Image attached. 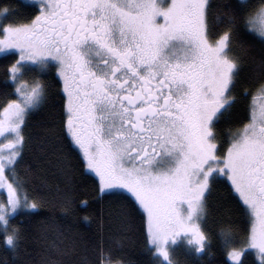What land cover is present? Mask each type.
Returning <instances> with one entry per match:
<instances>
[{"label": "snow or ice", "instance_id": "6c2138e0", "mask_svg": "<svg viewBox=\"0 0 264 264\" xmlns=\"http://www.w3.org/2000/svg\"><path fill=\"white\" fill-rule=\"evenodd\" d=\"M25 6L31 15L19 20L11 19L16 9L0 7V56L16 97L0 110V136L10 134L0 146L5 249L19 250L23 239L15 216L45 207L16 176L28 148V118L48 101V85L26 79L36 72L60 87L67 147L96 177L98 198L121 201L125 219L143 214L157 264H176L179 246L197 257L210 251L206 217L219 186L246 222L239 242L231 223L220 230L228 261L264 264V57L254 68L259 84L247 122L223 139L219 132L241 99L233 45L246 50L247 41L264 53V0H26ZM74 204L69 191L59 207L68 212ZM68 251L57 249L61 256ZM80 264L124 262L100 237Z\"/></svg>", "mask_w": 264, "mask_h": 264}, {"label": "trees", "instance_id": "16d2710c", "mask_svg": "<svg viewBox=\"0 0 264 264\" xmlns=\"http://www.w3.org/2000/svg\"><path fill=\"white\" fill-rule=\"evenodd\" d=\"M213 3L234 2V0H212ZM259 3V0H251ZM25 0H0V7L11 6L19 20L31 15ZM218 10H214V15ZM217 34L222 31L215 22ZM246 50L239 43L233 45L232 55L240 60V84L237 95L241 97L232 117L220 122L222 139L231 127H239L247 122L252 107V98L257 93L259 81L254 77L256 64L264 57L258 44L249 45ZM5 64L0 56V110L6 100L15 97L11 82L6 83ZM41 79L48 85V101L39 111L33 112L26 125L28 148L23 154L16 176L25 183L24 191L30 196H39L45 207L35 214H18L12 223L23 233L19 250H6L0 243V264H42L45 259L61 260L62 264H80L82 258L92 256V249L103 237L113 248L117 259L124 264H157L146 245V225L142 213L123 216L124 205L118 200L98 198L96 177L86 173L77 151H70L61 127L63 108L60 87L51 77H42L33 72L26 79ZM245 90H247L245 92ZM238 116V118H237ZM71 192L75 204L65 212L59 203L65 192ZM87 200L88 206L80 201ZM211 214L207 219V234L211 239V249L197 257L179 246L173 253L176 264H230L226 249L220 239V230L229 223L235 226L237 241H242L246 222L236 201L223 186H219L210 198ZM89 219L86 221L84 217ZM69 250L58 255L57 249ZM255 261V256H249Z\"/></svg>", "mask_w": 264, "mask_h": 264}, {"label": "rangeland", "instance_id": "374dc122", "mask_svg": "<svg viewBox=\"0 0 264 264\" xmlns=\"http://www.w3.org/2000/svg\"><path fill=\"white\" fill-rule=\"evenodd\" d=\"M254 97L252 98V106H253ZM9 138H10V134H8V133H6L4 136H0V146H2L4 143H7V140ZM5 151H7V150H5ZM6 174H7V172H6ZM2 199H6V193L4 192V190L0 189V200H2Z\"/></svg>", "mask_w": 264, "mask_h": 264}]
</instances>
